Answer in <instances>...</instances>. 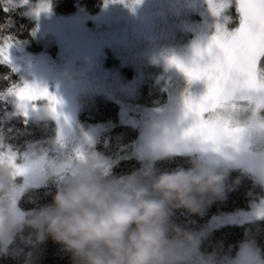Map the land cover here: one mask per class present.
Returning <instances> with one entry per match:
<instances>
[{"label": "rangeland", "instance_id": "374dc122", "mask_svg": "<svg viewBox=\"0 0 264 264\" xmlns=\"http://www.w3.org/2000/svg\"><path fill=\"white\" fill-rule=\"evenodd\" d=\"M102 1L95 14H88L81 8L71 14H59L52 9L50 0L6 2V7H21L24 14L34 21L33 37L38 42L36 46L40 47L38 52H32L24 42L11 40L9 65L19 73V85L47 89L54 95L59 101L57 108L61 114L59 121L50 120L55 125L50 140L20 152V155H26L29 149H39L41 158L37 171L15 165L22 179L16 181V187L7 199L16 229L27 218L19 208L18 200L27 190L40 184L43 176H46L45 169H50V174L66 181L76 175L74 161L82 158L81 153L86 152L93 161H102L97 178L101 181L107 175L114 161L98 154L95 144L110 125L85 120V117L92 118L107 102L118 105L119 123L132 126L139 132L131 152L142 163L139 179H145L146 186L152 181L153 163L161 158L176 154L193 155L198 163H219L188 145H175L159 154L155 152L162 135V119L169 113L179 111L185 89L190 95L193 93L197 96L206 91L203 81L189 85L187 78L170 63L171 59L189 63L196 49L207 47L211 36L216 34L217 24L227 31L239 27L236 6L232 5L224 14L214 16L208 0ZM231 12L234 17H231ZM139 14H144L145 19L138 18ZM70 37L78 39L80 45L72 46ZM4 38L8 37H0V43ZM66 81L69 89L64 87ZM145 88L148 94H143ZM157 90L166 93V103L145 107L143 100ZM8 100L11 107L9 115L24 116L15 98L8 97ZM34 103L45 105L48 101L37 100ZM27 118L41 120L31 110ZM58 131H63L69 145L78 148L67 150L58 147L55 143ZM4 158L10 162L16 161V158L0 152V159ZM231 167L250 174L264 189V177L260 172L245 163ZM124 180L113 183L122 184ZM222 196V193L219 196L206 194L209 199ZM261 219H264V196L248 210L209 219L193 233L199 245L196 264H204L207 254L203 251V245L211 231L225 225H240ZM10 242L2 252L7 251ZM207 264H213L211 258ZM215 264H264V257L253 241H247L241 244L234 256L215 260Z\"/></svg>", "mask_w": 264, "mask_h": 264}, {"label": "clouds", "instance_id": "9594fccd", "mask_svg": "<svg viewBox=\"0 0 264 264\" xmlns=\"http://www.w3.org/2000/svg\"><path fill=\"white\" fill-rule=\"evenodd\" d=\"M206 48L200 49L199 56L196 49L187 64L176 60L188 68L203 67L209 59L203 52ZM186 91L179 111L163 117L159 141L203 149L219 163L193 160L189 168L159 172L150 186L141 183L135 173L117 184L101 182L97 172L102 161H93L82 152V158L74 161L76 175L57 189L50 204L25 221L37 232V239L50 236L62 244L74 264H196L198 242L191 232L172 223L174 210L184 208L199 214L200 198L221 195L232 165L245 163L264 172V87L251 88L242 81L226 84L216 107L198 117L187 110ZM58 104L55 113L47 104L37 105L33 112L38 119L59 121ZM64 120L68 122L67 117ZM199 121L213 127L210 139L199 131L185 135V130ZM55 143L67 150L78 148L66 142L63 131L57 132ZM40 158L39 149H29L15 162L0 159V252L16 230L7 199L16 181L22 179L15 165L37 171ZM45 172L50 176V169ZM209 258L215 264L213 253L204 258V264Z\"/></svg>", "mask_w": 264, "mask_h": 264}, {"label": "trees", "instance_id": "16d2710c", "mask_svg": "<svg viewBox=\"0 0 264 264\" xmlns=\"http://www.w3.org/2000/svg\"><path fill=\"white\" fill-rule=\"evenodd\" d=\"M6 2L7 0H0V37H10L11 40L24 42L29 51L38 52L40 47L36 46L38 42L33 37L34 21L24 14L21 7H6ZM50 3L52 9L59 14H71L78 8L88 14H95L103 1L50 0ZM230 15L234 17L232 12ZM238 15L237 12L236 16ZM12 83L19 85V73L11 65L0 63V92ZM142 92L148 94L146 88ZM143 101L145 107H156L166 103L167 95L164 91L154 92ZM10 110L8 98L6 102H0V139L3 140L5 147L11 145L15 150L22 152L53 137L55 125L52 121H33L27 118L26 123L24 116L9 115ZM118 110L117 104L107 102L92 118L85 117L90 123L110 125L108 131L99 136L95 144L98 154L114 161L101 182L127 179L133 173L139 179L142 168V163L131 152L132 144L137 140L139 132L132 126L119 123ZM193 160L197 162L195 157L189 155H172L158 159L152 166V180L159 172L172 171L180 167L189 168ZM64 182L65 180L53 174L46 175L38 186L22 194L18 206L27 218L15 230L7 251L0 252V264H74L71 253L62 244L54 242L50 236H46L42 241L38 240L37 232L25 224V221L32 218L42 206L52 202L55 192ZM140 182L144 184L145 179L142 178ZM222 194L221 198L209 199L206 195L201 197L199 214L189 213L184 208L175 209L171 218L172 223L193 234L214 216L250 209L254 202L263 198L264 189L250 174L240 169H232L225 180ZM208 236L203 251L207 255L215 254V260L234 256L241 244L247 241H253L264 257V219L240 225H225L211 231Z\"/></svg>", "mask_w": 264, "mask_h": 264}, {"label": "snow or ice", "instance_id": "6c2138e0", "mask_svg": "<svg viewBox=\"0 0 264 264\" xmlns=\"http://www.w3.org/2000/svg\"><path fill=\"white\" fill-rule=\"evenodd\" d=\"M23 2L27 3L28 0ZM208 4L214 16L218 13L224 14L228 7L235 5L240 23L239 27L232 31H227L217 24L216 34L203 50L209 56L203 67L188 68L175 58L170 61L185 73L189 85L196 81H203L206 84V91L198 96L193 93L190 95L186 91L187 110L197 117L216 107L226 84L231 86L235 82L242 81L251 88L257 85L264 87V0H208ZM11 46L10 37L4 38L3 43H0V63H10L8 49ZM201 54V50L197 49V55ZM8 97L15 98L17 107L26 118V123L29 110L34 111L37 106L35 101H48L47 105L53 113L56 112L55 105L59 103L47 89L27 84H10L7 89L0 92V102H6ZM194 131L201 132L205 139H210L214 134L213 127L204 121H199L193 127L186 129L185 135H190ZM175 145L168 141H158L155 154ZM201 151L205 150L201 149ZM0 152L12 158L20 155V152L11 145L5 147L2 139H0ZM260 174L264 177V172Z\"/></svg>", "mask_w": 264, "mask_h": 264}, {"label": "flooded vegetation", "instance_id": "af4514ba", "mask_svg": "<svg viewBox=\"0 0 264 264\" xmlns=\"http://www.w3.org/2000/svg\"><path fill=\"white\" fill-rule=\"evenodd\" d=\"M138 18L145 19V15L144 14H139ZM136 34H140V32H137ZM69 42L71 43L72 46H79L80 45V43H78V39H75V38H71L70 37L69 38ZM64 87L66 89H69V84H68L67 81L64 83ZM205 115H207V113H205ZM176 155H179V154H176ZM191 156H193V155H191Z\"/></svg>", "mask_w": 264, "mask_h": 264}, {"label": "bare ground", "instance_id": "6f19581e", "mask_svg": "<svg viewBox=\"0 0 264 264\" xmlns=\"http://www.w3.org/2000/svg\"><path fill=\"white\" fill-rule=\"evenodd\" d=\"M156 93H161V91H158V90H157V92H156Z\"/></svg>", "mask_w": 264, "mask_h": 264}]
</instances>
